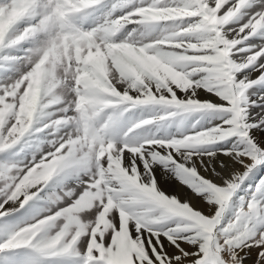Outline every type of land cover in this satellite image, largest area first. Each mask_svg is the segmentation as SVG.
Instances as JSON below:
<instances>
[{
  "label": "rangeland",
  "instance_id": "1",
  "mask_svg": "<svg viewBox=\"0 0 264 264\" xmlns=\"http://www.w3.org/2000/svg\"><path fill=\"white\" fill-rule=\"evenodd\" d=\"M0 264H264V0H0Z\"/></svg>",
  "mask_w": 264,
  "mask_h": 264
},
{
  "label": "bare ground",
  "instance_id": "2",
  "mask_svg": "<svg viewBox=\"0 0 264 264\" xmlns=\"http://www.w3.org/2000/svg\"><path fill=\"white\" fill-rule=\"evenodd\" d=\"M207 96V95H206ZM214 96V95H213ZM209 97V96H208ZM217 97V96H216ZM216 99V98H215ZM229 155V154H228ZM234 156V155H233ZM251 160H252V158L251 159H247L246 160V162L245 163H243L242 165H240L236 170H234V171H231V170H229V169H226V168H223L222 169V172L226 175V178L224 179L221 175H219V174H215L214 173V178L216 179V181H219V182H224V183H228L229 181H234V180H236L237 178H238V176L242 173V170H243V168L246 166V163H250L251 162ZM212 174H213V172H212ZM183 181V180H182ZM183 184H182V182L180 181V182H177V188H181V186H182ZM187 189V188H186ZM197 191V190H196ZM194 193L195 192H192V193H189L190 194V196H191V199H193L194 200ZM188 194V195H189Z\"/></svg>",
  "mask_w": 264,
  "mask_h": 264
}]
</instances>
